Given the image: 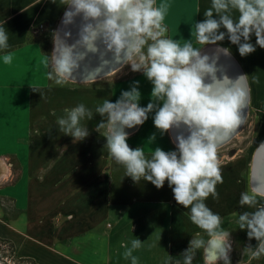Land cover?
Masks as SVG:
<instances>
[{
    "label": "crops",
    "instance_id": "obj_1",
    "mask_svg": "<svg viewBox=\"0 0 264 264\" xmlns=\"http://www.w3.org/2000/svg\"><path fill=\"white\" fill-rule=\"evenodd\" d=\"M161 3L169 5L166 36L181 44L192 39L194 47L204 46L191 33L194 23L204 19L211 0H156L157 7ZM64 4L65 0H0V25L9 37L8 49L0 51L1 246L15 264H130L123 256L125 246L138 238L142 246L133 253L138 264H182L180 254L189 240L208 237L190 221L189 210L176 204L167 182L156 189L125 177L124 168L103 146L106 128L97 129L99 115L81 121L90 133L82 142L75 143L56 130V121L66 116V109L83 103L95 112L105 99L115 101L119 96L106 77L85 82L68 79L62 84L48 79L49 56L30 35L42 24L56 27ZM232 16L238 13L233 10ZM220 46L230 48L245 74L248 112H253L258 142L251 155L246 146L219 160L223 177L216 187L219 198L209 196L205 203L230 232L231 264H264V256L251 258L246 246H255L256 241H249L237 223L240 213L255 210L240 206L239 199L242 192L254 191L252 157L264 140V49L257 47L240 57L227 39ZM5 54L12 56L10 64L3 62ZM150 91L144 95L148 102ZM135 128L129 132L130 147H142L146 155L155 147L174 150L169 132L161 135L151 114ZM153 134L154 142L148 139ZM257 199V206L264 205V196ZM193 264L223 261L210 259L201 249Z\"/></svg>",
    "mask_w": 264,
    "mask_h": 264
},
{
    "label": "clouds",
    "instance_id": "obj_2",
    "mask_svg": "<svg viewBox=\"0 0 264 264\" xmlns=\"http://www.w3.org/2000/svg\"><path fill=\"white\" fill-rule=\"evenodd\" d=\"M64 5L62 25H73L77 17L80 24L72 44L55 35L47 63L49 80L62 84L71 79L89 54L101 59L93 71L102 68L108 63L101 53L103 45L104 53H112L116 61L122 54L126 59L136 56L130 70L142 73L151 91L149 102L141 106L139 81H133L115 101L105 99L95 112L83 103L66 109V116L56 121V130L75 143L82 142L90 133L81 121L99 115L97 129L106 128L103 146L124 168L125 177L133 183H151L156 189L167 182L176 204L188 209L190 221L207 235V240H189L180 254L182 264H193L201 249L210 250L215 260L231 264L230 232L223 229L222 217L205 201L209 196L219 198L216 187L223 183V177L217 149L242 123L245 96L239 87L243 75L235 80L227 75L217 77V60L219 54L231 55L230 48L220 46L225 39L237 47L240 57L254 53L257 47L264 49V0H211V7L203 13V20L194 23L191 35L200 45H217L214 58L202 54L192 39L181 44L166 36V3L157 7L156 0H65ZM233 10L238 17L233 18ZM64 36L70 37L71 32ZM8 39V31L0 25V51L8 49ZM11 61L10 54L3 56L5 64ZM150 114L161 135L176 130L174 150L155 147L146 155L142 147L129 146L127 130L142 126ZM148 139L154 142L155 134ZM258 196L264 193L245 191L239 199L240 206L255 209L240 213L237 220L248 240L256 241L255 246H246L252 259L264 256V205L257 206ZM141 246L140 239H133L130 247L125 246L124 259L138 264L133 253Z\"/></svg>",
    "mask_w": 264,
    "mask_h": 264
},
{
    "label": "water",
    "instance_id": "obj_3",
    "mask_svg": "<svg viewBox=\"0 0 264 264\" xmlns=\"http://www.w3.org/2000/svg\"><path fill=\"white\" fill-rule=\"evenodd\" d=\"M63 13L57 23L55 35L58 33L61 39L66 40V43L72 44L77 39V32H78V26L80 24V18L77 17L73 25L63 26L61 23ZM65 32H71V36L66 38L64 36ZM216 47L217 45H204L201 47L202 54H207L210 57L214 58L215 56L218 55L215 51ZM100 48H101V53H103V58L107 60L108 63L104 65L102 68L93 71V69H96L97 67L100 66L101 59L99 55L89 54L86 57V59L82 62L80 70L75 72L70 80L77 82H85V81H91V80H97L103 78L115 72L127 60L122 54L120 60L116 61L113 59L112 53H104L103 45H100ZM53 49H54V45H53ZM217 67L219 69V71L217 72V77H222L223 75H227L230 79L235 80L237 77L243 75V77L239 81V87L242 89L245 96V109L243 110L242 123L226 140H224L219 144L218 146L219 148L225 145L227 142H229L237 134V132L243 127L249 110V89L245 74L241 69L239 63L232 55L224 56L223 54H219V58L217 60ZM132 130H134V128L128 129L127 131L130 132ZM169 134L174 142V136L176 134V130L173 131L170 130ZM262 143H264V140L257 146L253 154L251 172H250V186L254 191L259 193H264V146H261ZM207 252H208V257L210 259H214L210 250Z\"/></svg>",
    "mask_w": 264,
    "mask_h": 264
},
{
    "label": "rangeland",
    "instance_id": "obj_4",
    "mask_svg": "<svg viewBox=\"0 0 264 264\" xmlns=\"http://www.w3.org/2000/svg\"><path fill=\"white\" fill-rule=\"evenodd\" d=\"M56 27H49L46 24H42L40 27L34 29L30 35V40L39 44L42 47V50L46 52L48 56L52 53L53 50V39L55 37ZM138 58L133 56L131 59H127L126 62L115 72L111 73L110 75L105 76L106 80L109 81L108 83H112L113 87L115 88L116 92L120 94L121 90H127L133 81H139V90L141 92V102L146 104L148 102L144 99V95L149 92L150 83L146 80V78L140 74V72H132L130 70V64L132 62H137ZM252 116L253 112H248L245 123L243 127L237 132V134L225 145L219 147L217 149V156L218 159H225L230 156H233L239 150L249 146L251 155V151L257 144V140L254 139L255 130L252 124ZM172 139V138H171ZM254 151V150H253ZM3 248L0 242V264L1 260L4 256H7L11 259L10 264H15L14 258L8 256L6 252L1 250Z\"/></svg>",
    "mask_w": 264,
    "mask_h": 264
},
{
    "label": "built area",
    "instance_id": "obj_5",
    "mask_svg": "<svg viewBox=\"0 0 264 264\" xmlns=\"http://www.w3.org/2000/svg\"><path fill=\"white\" fill-rule=\"evenodd\" d=\"M3 248H1V250H2ZM3 252H5V250L3 249L2 250ZM12 261H11V259L9 258V257H7V256H4L3 258H2V260H1V263H4V264H10ZM13 263V262H12Z\"/></svg>",
    "mask_w": 264,
    "mask_h": 264
},
{
    "label": "bare ground",
    "instance_id": "obj_6",
    "mask_svg": "<svg viewBox=\"0 0 264 264\" xmlns=\"http://www.w3.org/2000/svg\"><path fill=\"white\" fill-rule=\"evenodd\" d=\"M136 129V128H135ZM211 252V251H210Z\"/></svg>",
    "mask_w": 264,
    "mask_h": 264
}]
</instances>
